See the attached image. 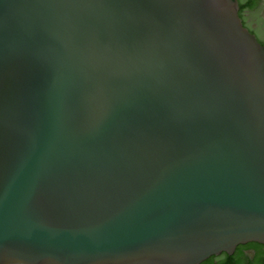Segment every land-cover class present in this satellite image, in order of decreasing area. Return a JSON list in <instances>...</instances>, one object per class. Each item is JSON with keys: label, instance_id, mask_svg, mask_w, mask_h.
Here are the masks:
<instances>
[{"label": "water", "instance_id": "95a60500", "mask_svg": "<svg viewBox=\"0 0 264 264\" xmlns=\"http://www.w3.org/2000/svg\"><path fill=\"white\" fill-rule=\"evenodd\" d=\"M264 243V0H0V264H197Z\"/></svg>", "mask_w": 264, "mask_h": 264}, {"label": "flooded vegetation", "instance_id": "af4514ba", "mask_svg": "<svg viewBox=\"0 0 264 264\" xmlns=\"http://www.w3.org/2000/svg\"><path fill=\"white\" fill-rule=\"evenodd\" d=\"M197 264H264V243L256 241L238 243L230 253L220 251Z\"/></svg>", "mask_w": 264, "mask_h": 264}]
</instances>
